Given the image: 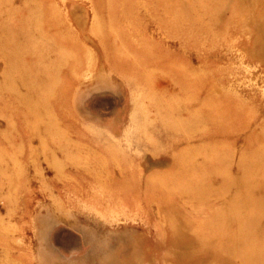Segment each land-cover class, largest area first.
Listing matches in <instances>:
<instances>
[{
    "label": "rangeland",
    "instance_id": "obj_1",
    "mask_svg": "<svg viewBox=\"0 0 264 264\" xmlns=\"http://www.w3.org/2000/svg\"><path fill=\"white\" fill-rule=\"evenodd\" d=\"M263 199L264 0H0V264H264Z\"/></svg>",
    "mask_w": 264,
    "mask_h": 264
},
{
    "label": "bare ground",
    "instance_id": "obj_2",
    "mask_svg": "<svg viewBox=\"0 0 264 264\" xmlns=\"http://www.w3.org/2000/svg\"><path fill=\"white\" fill-rule=\"evenodd\" d=\"M31 27V26H30ZM39 36V35H38ZM257 162V161H256ZM193 163V162H192ZM240 165V164H239ZM205 167V166H204ZM202 179V178H201ZM209 179V178H208ZM210 180V179H209ZM164 182V181H163ZM167 182V181H166ZM168 183H169V181H168ZM170 184V183H169ZM193 184V183H192ZM198 185V184H197ZM191 186V185H190ZM193 188V187H192ZM200 189H202L201 187H200ZM200 189H198V188H196V189H194V190H200ZM261 189V188H260ZM203 190V189H202ZM188 191H190V190H188ZM259 193H261V192H259ZM163 195V194H162ZM258 197V196H257ZM264 200V199H263ZM262 206V205H261ZM258 208V207H257ZM255 214V213H254ZM223 220H224V218H223ZM254 223V222H253ZM221 231L223 234H224V225L222 226V227H220V229H218V231ZM223 242H222V248L224 249V244H225V247L226 246H231V242H232V239H231V237H228L227 239H225V243H224V240H222ZM231 241V242H230ZM228 244V245H227ZM191 248V247H190ZM191 251V250H190ZM189 251V252H190ZM211 264V263H210ZM212 264H214V263H212Z\"/></svg>",
    "mask_w": 264,
    "mask_h": 264
}]
</instances>
